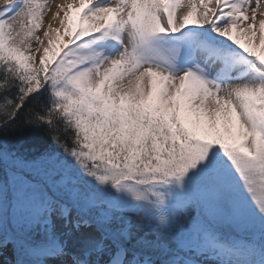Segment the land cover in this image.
Segmentation results:
<instances>
[{"label":"snow or ice","instance_id":"1","mask_svg":"<svg viewBox=\"0 0 264 264\" xmlns=\"http://www.w3.org/2000/svg\"><path fill=\"white\" fill-rule=\"evenodd\" d=\"M261 3L3 0V264H264Z\"/></svg>","mask_w":264,"mask_h":264},{"label":"trees","instance_id":"2","mask_svg":"<svg viewBox=\"0 0 264 264\" xmlns=\"http://www.w3.org/2000/svg\"><path fill=\"white\" fill-rule=\"evenodd\" d=\"M9 142L22 151L28 153H39L46 147V137L37 130L21 129L9 136Z\"/></svg>","mask_w":264,"mask_h":264},{"label":"rangeland","instance_id":"3","mask_svg":"<svg viewBox=\"0 0 264 264\" xmlns=\"http://www.w3.org/2000/svg\"><path fill=\"white\" fill-rule=\"evenodd\" d=\"M57 0H50V3L53 5V10H54V5ZM252 6L255 7V0H252ZM0 7H3V0H0ZM262 10H264V0H262L261 3ZM4 260H11V256L8 254H5L3 257H0V264H3Z\"/></svg>","mask_w":264,"mask_h":264},{"label":"bare ground","instance_id":"4","mask_svg":"<svg viewBox=\"0 0 264 264\" xmlns=\"http://www.w3.org/2000/svg\"><path fill=\"white\" fill-rule=\"evenodd\" d=\"M57 3H60V0H57V1L55 2V4H57ZM54 10H55V8H54ZM54 10H53V11H54Z\"/></svg>","mask_w":264,"mask_h":264}]
</instances>
